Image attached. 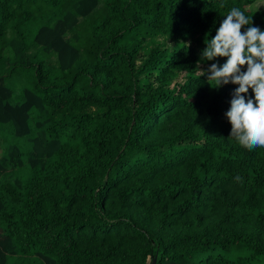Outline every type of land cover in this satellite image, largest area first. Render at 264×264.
Here are the masks:
<instances>
[{
	"label": "trees",
	"instance_id": "16d2710c",
	"mask_svg": "<svg viewBox=\"0 0 264 264\" xmlns=\"http://www.w3.org/2000/svg\"><path fill=\"white\" fill-rule=\"evenodd\" d=\"M258 1L0 0V264H264V147L200 56Z\"/></svg>",
	"mask_w": 264,
	"mask_h": 264
},
{
	"label": "clouds",
	"instance_id": "9594fccd",
	"mask_svg": "<svg viewBox=\"0 0 264 264\" xmlns=\"http://www.w3.org/2000/svg\"><path fill=\"white\" fill-rule=\"evenodd\" d=\"M251 24L244 12L232 7L215 36L205 40L206 47L200 53L208 61L227 57L222 65L212 63L201 73L204 75L206 71L207 79L213 80L217 88L229 83L238 85L232 91L230 108L224 115L231 124L229 136L249 151L264 147V30L249 26L241 32L243 25ZM249 89L253 96L246 101L241 94ZM234 179L242 182L243 177L237 174Z\"/></svg>",
	"mask_w": 264,
	"mask_h": 264
},
{
	"label": "rangeland",
	"instance_id": "374dc122",
	"mask_svg": "<svg viewBox=\"0 0 264 264\" xmlns=\"http://www.w3.org/2000/svg\"><path fill=\"white\" fill-rule=\"evenodd\" d=\"M254 6L258 8L264 7V0H259L258 2L254 3Z\"/></svg>",
	"mask_w": 264,
	"mask_h": 264
},
{
	"label": "water",
	"instance_id": "95a60500",
	"mask_svg": "<svg viewBox=\"0 0 264 264\" xmlns=\"http://www.w3.org/2000/svg\"><path fill=\"white\" fill-rule=\"evenodd\" d=\"M154 262H155V258H153L149 264H154Z\"/></svg>",
	"mask_w": 264,
	"mask_h": 264
}]
</instances>
